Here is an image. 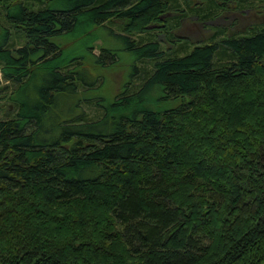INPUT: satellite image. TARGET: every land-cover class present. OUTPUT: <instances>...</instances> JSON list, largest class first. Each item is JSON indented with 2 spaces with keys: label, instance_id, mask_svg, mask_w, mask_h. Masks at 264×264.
I'll return each mask as SVG.
<instances>
[{
  "label": "trees",
  "instance_id": "trees-1",
  "mask_svg": "<svg viewBox=\"0 0 264 264\" xmlns=\"http://www.w3.org/2000/svg\"><path fill=\"white\" fill-rule=\"evenodd\" d=\"M183 2L0 0V264H264V23L165 50Z\"/></svg>",
  "mask_w": 264,
  "mask_h": 264
},
{
  "label": "rangeland",
  "instance_id": "rangeland-1",
  "mask_svg": "<svg viewBox=\"0 0 264 264\" xmlns=\"http://www.w3.org/2000/svg\"><path fill=\"white\" fill-rule=\"evenodd\" d=\"M203 1L204 0H190V3L188 4L183 2L184 4H182L181 8L178 10V14L180 16V26L175 28L170 27L169 31H158V40H160L165 50L170 49L171 51L173 48L176 49V47L180 46L186 40L185 43H187V50L189 51L196 44H203L205 42L211 41L215 35L217 38L222 36L218 33L222 29L225 34H242L246 33L249 30L248 28L252 27L253 25L259 26L264 23V3L256 2V5L243 6L232 1L231 3L229 2L223 6L222 3L226 0H213L215 6L212 7L213 12H211V15L208 18L201 19V17L192 10L198 8L200 5H207L208 2ZM235 4L237 7H234ZM174 14L175 13L169 12V16L171 17ZM183 14H186L187 16ZM119 24L120 21L115 20V29L119 30ZM180 38L183 41L179 40ZM74 39L75 38H71L72 41L69 40V42L71 41L72 44H74ZM101 39L105 42V45L118 48L117 52L119 57L117 58V61L112 65L102 67L100 71L103 79L101 85L103 86L101 94L98 96L112 98L122 90V86L129 79L132 72L133 58L132 54L124 49L123 43L115 35L102 33ZM58 40L62 41L60 39ZM67 40L68 38L63 39L64 46L66 45L64 42ZM19 42L20 41L17 40V44ZM69 42L67 44H70ZM96 43L98 47L95 48V52L98 53L99 46L101 45L102 41L99 40ZM175 104L176 101L172 104L162 103L161 106L167 107ZM88 109L90 110L91 108Z\"/></svg>",
  "mask_w": 264,
  "mask_h": 264
}]
</instances>
